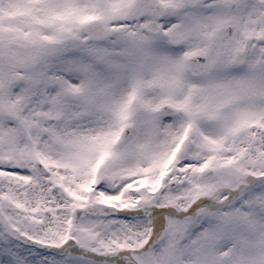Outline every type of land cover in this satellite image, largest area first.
Instances as JSON below:
<instances>
[{"label": "snow or ice", "instance_id": "6c2138e0", "mask_svg": "<svg viewBox=\"0 0 264 264\" xmlns=\"http://www.w3.org/2000/svg\"><path fill=\"white\" fill-rule=\"evenodd\" d=\"M0 264H264V0H0Z\"/></svg>", "mask_w": 264, "mask_h": 264}]
</instances>
